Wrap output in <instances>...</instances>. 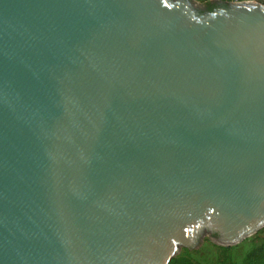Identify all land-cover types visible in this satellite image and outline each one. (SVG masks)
Wrapping results in <instances>:
<instances>
[{
    "label": "water",
    "instance_id": "water-1",
    "mask_svg": "<svg viewBox=\"0 0 264 264\" xmlns=\"http://www.w3.org/2000/svg\"><path fill=\"white\" fill-rule=\"evenodd\" d=\"M0 0V264H169L264 227V4Z\"/></svg>",
    "mask_w": 264,
    "mask_h": 264
},
{
    "label": "rangeland",
    "instance_id": "rangeland-1",
    "mask_svg": "<svg viewBox=\"0 0 264 264\" xmlns=\"http://www.w3.org/2000/svg\"><path fill=\"white\" fill-rule=\"evenodd\" d=\"M198 4H205L212 0H194ZM221 2H236V0H216ZM237 1H257L258 0H237ZM261 3V2H260ZM263 4V3H262ZM264 244V227L255 234L246 237L244 240L233 246H221L205 239L197 248H182L179 252L197 262V264H240L243 257L255 246ZM220 247H229L223 252Z\"/></svg>",
    "mask_w": 264,
    "mask_h": 264
},
{
    "label": "trees",
    "instance_id": "trees-1",
    "mask_svg": "<svg viewBox=\"0 0 264 264\" xmlns=\"http://www.w3.org/2000/svg\"><path fill=\"white\" fill-rule=\"evenodd\" d=\"M264 4V0H258ZM206 5H211L210 1L206 2ZM212 5L210 6V8ZM225 252L229 247H220ZM169 264H197V262L191 260L184 254L180 253L174 257ZM240 264H264V244L253 247L242 259Z\"/></svg>",
    "mask_w": 264,
    "mask_h": 264
},
{
    "label": "flooded vegetation",
    "instance_id": "flooded-vegetation-1",
    "mask_svg": "<svg viewBox=\"0 0 264 264\" xmlns=\"http://www.w3.org/2000/svg\"><path fill=\"white\" fill-rule=\"evenodd\" d=\"M212 5V7L210 8V6ZM211 5H205V8H204V12H207V11H212V10H215L217 9L218 7H220V4L219 3H215V2H211Z\"/></svg>",
    "mask_w": 264,
    "mask_h": 264
},
{
    "label": "built area",
    "instance_id": "built-area-1",
    "mask_svg": "<svg viewBox=\"0 0 264 264\" xmlns=\"http://www.w3.org/2000/svg\"><path fill=\"white\" fill-rule=\"evenodd\" d=\"M237 1V0H236Z\"/></svg>",
    "mask_w": 264,
    "mask_h": 264
}]
</instances>
